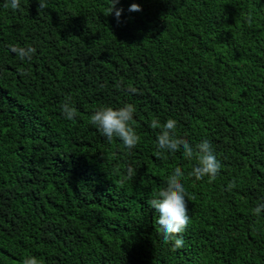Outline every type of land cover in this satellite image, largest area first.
<instances>
[{"label": "trees", "instance_id": "trees-1", "mask_svg": "<svg viewBox=\"0 0 264 264\" xmlns=\"http://www.w3.org/2000/svg\"><path fill=\"white\" fill-rule=\"evenodd\" d=\"M108 3L0 6V264H264V212L251 213L264 201V0H119V20ZM10 44L34 46L32 61ZM125 102L140 136L131 150L89 122ZM168 117L178 137L212 143L214 181L157 153L149 124ZM176 167L189 221L171 250L148 202Z\"/></svg>", "mask_w": 264, "mask_h": 264}, {"label": "clouds", "instance_id": "clouds-1", "mask_svg": "<svg viewBox=\"0 0 264 264\" xmlns=\"http://www.w3.org/2000/svg\"><path fill=\"white\" fill-rule=\"evenodd\" d=\"M38 7L43 9L46 0H37ZM119 0H109L107 14L112 13L119 20L122 8L116 7ZM0 6L6 9H18L21 7V0H0ZM140 5L132 3L128 11H139ZM9 51L19 61L30 62L34 58L36 48L32 45L10 44ZM119 87V85H117ZM135 92L134 88L129 89ZM60 112L64 119L72 121L76 116V108L68 97L60 105ZM136 107L132 103L125 102L120 106L102 105L96 107L89 116V122L95 130L108 142L114 138L118 139L126 150L137 146L140 136L133 126ZM151 128H159L155 137V148L158 154L174 155L179 152L183 159L193 162L187 176L195 181L207 178L209 182L216 179L222 163L212 143L207 138H202L197 143L190 144L188 140L177 136L178 121L168 117L162 123L158 118H153L149 124ZM127 174L131 177L134 169L127 166ZM184 172L180 167L171 170L163 186L156 195L149 200V206L157 213V233L161 242L169 245L171 250L182 248L184 245L183 232L189 221V209L187 207V192L182 182ZM235 185L230 182L226 188L231 190ZM264 212V201L256 204L251 213L259 216ZM20 264H42L35 255H25L21 258Z\"/></svg>", "mask_w": 264, "mask_h": 264}]
</instances>
